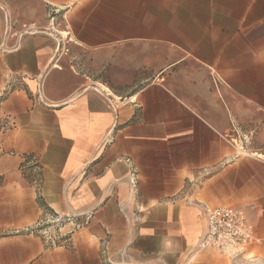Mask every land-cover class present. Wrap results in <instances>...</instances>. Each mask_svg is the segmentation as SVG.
Here are the masks:
<instances>
[{
	"label": "crops",
	"instance_id": "0c3cea01",
	"mask_svg": "<svg viewBox=\"0 0 264 264\" xmlns=\"http://www.w3.org/2000/svg\"><path fill=\"white\" fill-rule=\"evenodd\" d=\"M234 130L264 151V0H0V264H264ZM216 207L243 259L199 247Z\"/></svg>",
	"mask_w": 264,
	"mask_h": 264
},
{
	"label": "built area",
	"instance_id": "2783aa9c",
	"mask_svg": "<svg viewBox=\"0 0 264 264\" xmlns=\"http://www.w3.org/2000/svg\"><path fill=\"white\" fill-rule=\"evenodd\" d=\"M254 132L242 134L234 130L229 143L234 146L238 156L251 157L261 160L264 151L253 150L252 140ZM131 188H135L133 173L131 174ZM56 223H60L57 219ZM47 225H38L36 228L42 233L47 231ZM66 236L61 238H48L51 247L57 246L58 242L64 243ZM252 241V226L248 216L243 210L216 207L206 215V231L199 242L200 248H214L224 253L231 260L243 259L246 246ZM250 264H257L256 262Z\"/></svg>",
	"mask_w": 264,
	"mask_h": 264
},
{
	"label": "bare ground",
	"instance_id": "6f19581e",
	"mask_svg": "<svg viewBox=\"0 0 264 264\" xmlns=\"http://www.w3.org/2000/svg\"><path fill=\"white\" fill-rule=\"evenodd\" d=\"M64 36V35H63ZM106 89V88H105ZM103 90H104V88H103ZM115 98V97H114Z\"/></svg>",
	"mask_w": 264,
	"mask_h": 264
},
{
	"label": "rangeland",
	"instance_id": "374dc122",
	"mask_svg": "<svg viewBox=\"0 0 264 264\" xmlns=\"http://www.w3.org/2000/svg\"><path fill=\"white\" fill-rule=\"evenodd\" d=\"M250 157V156H249Z\"/></svg>",
	"mask_w": 264,
	"mask_h": 264
}]
</instances>
